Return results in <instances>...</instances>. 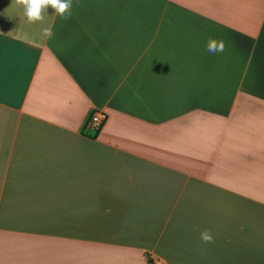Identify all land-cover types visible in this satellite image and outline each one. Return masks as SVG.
Instances as JSON below:
<instances>
[{"label": "crops", "instance_id": "1", "mask_svg": "<svg viewBox=\"0 0 264 264\" xmlns=\"http://www.w3.org/2000/svg\"><path fill=\"white\" fill-rule=\"evenodd\" d=\"M24 11L0 0V264H264V0Z\"/></svg>", "mask_w": 264, "mask_h": 264}, {"label": "clouds", "instance_id": "2", "mask_svg": "<svg viewBox=\"0 0 264 264\" xmlns=\"http://www.w3.org/2000/svg\"><path fill=\"white\" fill-rule=\"evenodd\" d=\"M16 3L24 7V14L30 23L43 22V13L48 10L49 6L62 19H68L71 16L72 0H16ZM43 33L47 38H51L54 34L51 28H45ZM206 48L212 54L223 53L226 42L223 39L210 38ZM193 230H197L195 226ZM200 239L205 244L214 243V236L207 229L200 232Z\"/></svg>", "mask_w": 264, "mask_h": 264}, {"label": "built area", "instance_id": "3", "mask_svg": "<svg viewBox=\"0 0 264 264\" xmlns=\"http://www.w3.org/2000/svg\"><path fill=\"white\" fill-rule=\"evenodd\" d=\"M106 120V113L101 109H94L85 121L84 129L97 133ZM154 263L157 264V261Z\"/></svg>", "mask_w": 264, "mask_h": 264}]
</instances>
